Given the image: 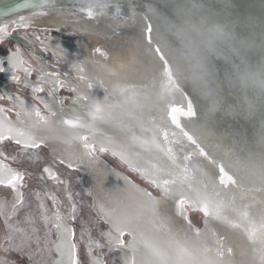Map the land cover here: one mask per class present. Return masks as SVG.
I'll return each mask as SVG.
<instances>
[{"label": "snow or ice", "instance_id": "obj_1", "mask_svg": "<svg viewBox=\"0 0 264 264\" xmlns=\"http://www.w3.org/2000/svg\"><path fill=\"white\" fill-rule=\"evenodd\" d=\"M52 2L3 4L0 17L22 9H42ZM109 7V0H83L79 11L94 19ZM115 8V18L121 19L119 4ZM38 16L47 13L20 15L11 24L27 31ZM9 26L0 23V43L10 35ZM171 30L184 42L182 58L189 65L188 73L154 35L152 24H146L140 38L145 54L158 65L150 86L119 78L108 64L100 67L114 79L89 77L83 61L71 63L76 73L73 82L69 73L61 72L55 64L47 65L50 71L37 67L44 63L43 58L19 47L0 59V72L10 71L11 80L22 86L20 90L30 89L32 96L29 104L20 94L0 95V101L12 102L11 107L0 106V264H83L82 247L89 257L87 264H107L104 249L123 252L122 264H234V250L218 226L243 237L250 246L253 264H264V195H254L264 194V151L258 158L254 154L241 158L213 143L206 129L197 127L198 110L184 87L190 76L205 97L208 113L223 108L218 92L209 86L210 66L190 37L196 33L200 41L211 43L227 29L223 24L202 29L185 19ZM34 38L40 42V50L57 63L66 58L61 45L51 47L39 35ZM94 52L105 61L109 59L102 48ZM249 80L264 93V68L258 74H243L238 82L247 84ZM96 88L103 89L102 99L92 94ZM61 90L73 94L71 115L63 114L68 98L59 95ZM10 113L15 114V120ZM53 124L66 130L67 135L59 137L62 142L82 146L80 155L57 157L55 162L72 170L85 163L95 168L101 155L110 153L157 195L129 181L135 194L129 200L114 199L101 183L102 196L93 198L89 205L94 215L88 227L80 225L77 238L79 207L70 190L64 188L63 198L43 190L28 193L29 173L24 165L39 160L36 150L46 143L34 130ZM5 142L15 146V154H5ZM259 143L264 148V128ZM43 173L62 187L66 184L51 166L43 167ZM88 195L92 197L91 191ZM166 201H172L173 215L183 221L182 233L173 230L164 214ZM257 205L261 207L254 212ZM190 210L202 214L203 229L193 225Z\"/></svg>", "mask_w": 264, "mask_h": 264}, {"label": "bare ground", "instance_id": "obj_2", "mask_svg": "<svg viewBox=\"0 0 264 264\" xmlns=\"http://www.w3.org/2000/svg\"><path fill=\"white\" fill-rule=\"evenodd\" d=\"M77 1L83 2V0H53L50 5L42 9H22L0 17V22L8 19L4 23L10 25L11 21L18 20L17 15L31 17L33 13L46 12L47 16L36 17L32 25L56 27V21H70L68 20L70 17L78 15L75 12L72 16L65 8L67 4L81 5ZM15 3H23V0H0V6ZM117 4L123 8L128 6L133 9H130L131 16L116 19L115 16H109L114 12L113 10H110L111 12L105 10L103 14H98L95 18L106 21L109 29L113 28L114 32L106 30L104 32L109 40H104L100 36L101 33L94 30L81 29L82 37L79 44L86 53H90L99 45H107L108 63L123 71H129L134 77H144L145 72L148 71L149 81L145 85L149 86L154 75L155 62L147 55L149 66L144 61H139V56L131 41V36H133L145 48L140 37L146 24H152L157 39H166L172 43L174 48L171 51L175 54L174 62L186 74L189 65L182 58L184 42L171 30V26L183 23L185 19L193 24L201 25L202 29L211 24L225 26L226 34L211 43L200 41L196 33L190 37V41L197 46L201 56L210 66L212 76L209 86L218 92L223 108L208 113L205 97L199 93V85L193 82L190 76L184 81V87L198 110L197 127L205 128L213 143L222 144L225 149H231L241 158L249 154H254L258 158L261 151H264L259 143V135L261 129L264 128V93L251 80L247 84L238 81L243 74H258L264 68V0H109L110 7H115ZM7 40L29 47L27 40L14 32H10L4 41ZM51 60L55 62V58ZM70 60L71 58L66 55L62 61L66 63ZM122 65L125 67L121 68ZM43 67L46 68L45 65ZM0 88L6 94H10L3 87L0 86ZM45 141V145L56 158L81 154V149L76 142L66 144L59 137L45 138ZM96 169L97 178L87 174L86 164L77 169L85 175L93 198L102 196L99 187L100 176L104 188L105 180H111L123 194H129V184L120 179L116 173L110 169H103L100 165H97ZM42 176H44L43 171ZM45 176L47 177V174ZM164 209V214L168 216L175 231L182 233L184 231L183 221L174 217L172 209L165 202ZM220 234L224 237L227 235L222 230ZM84 250L87 256V251L85 248ZM122 256L123 252H121L120 259ZM87 259L89 260L88 256Z\"/></svg>", "mask_w": 264, "mask_h": 264}, {"label": "rangeland", "instance_id": "obj_3", "mask_svg": "<svg viewBox=\"0 0 264 264\" xmlns=\"http://www.w3.org/2000/svg\"><path fill=\"white\" fill-rule=\"evenodd\" d=\"M77 2L81 3L80 1H77ZM65 8L68 10V12L71 15L75 12H76L75 14L78 13V15H76L75 17H70L68 19V20H70L68 22H70V24L75 28L91 29V30H94L98 33H103V34L106 31L107 32L113 31L112 27L109 29L106 21L103 22V21H101L99 19H95V18L89 19L86 16H84L82 13H80V11H79L80 4H78V5L67 4ZM120 9H121V12H120L121 18L131 16L130 13H132L131 10H133V9L129 8L128 6L123 8V7H121V5H120ZM110 10H113L114 12L111 13L112 15L109 14V16L110 17L115 16L116 8L115 7H109L108 11H110ZM106 12H107V10H106ZM19 16L20 15H17V17H19ZM31 30H34V27H31L27 31L30 32ZM39 30H40V32H45L44 30H41V29H39ZM12 31L14 33H18L19 31H24V29L18 28L16 26V27L12 28ZM46 32H51V34L57 36L61 40L70 39L71 41H74L76 36H77L76 32L70 33V35L62 34V33L56 32L55 30H47ZM46 32L43 34V36H40L41 40H43L44 37L47 35ZM160 41L162 44L167 46V48L170 50L171 54L173 55V58H175L174 57L175 54L171 51L174 48L172 46V43L166 39L160 40ZM15 44H18L21 47V49L23 50V52L29 53L27 50V47L15 42V41L7 40V41H3L2 43H0V59H1V57H3V59L6 58L12 49L15 50ZM5 67L6 68L8 67L7 64H5ZM155 67H158V65L155 64ZM85 69H86V74L89 77L97 76L96 73H94L93 67H92L90 62L87 61ZM100 71L102 72V74L108 73L105 69H102V68H100ZM21 75H23V73H21ZM100 77L104 78L105 80H110V79L115 78L111 75L100 76ZM0 78L3 81L9 82L8 84L5 85V88H4L6 92H9L10 94L18 93L27 99H32V97L30 96V93L28 92V89L20 90V89H22V86L17 85L15 82H13L11 80V76H6L5 72H0ZM119 78H121V77L119 76ZM31 79H33V80L35 79V74L31 77ZM73 82H75V80ZM0 91L4 95L6 94L1 88H0ZM92 94L96 95L97 98L102 99L103 98V89H100V88L93 89ZM59 95L61 97L68 98V99H66V105L69 106L71 104V97L73 95L72 93H70L67 90H61L59 92ZM8 102L9 101H0V103H3V104H8ZM9 115L12 116V115H14V113H10ZM78 143L79 142H76V145H78ZM5 148H6V153H5L6 155L9 153L15 154V146L13 144L5 142ZM36 151L38 152L40 159L33 161L31 164H25L24 165V167L27 168L28 173H29V177L27 180L28 193H31L32 191L43 190V191H47L49 193L56 194V195L63 198L66 194L64 191V188L66 187L68 190H70L73 193L74 201L77 203V205L79 207L78 215L80 218L76 222L77 238H79V236H80V225L83 224L85 227H88L87 222L90 219H92V217L94 215V212L91 211L89 208V205L92 203V199H93V196L90 198L88 195V193L91 191L89 183L86 180V177L83 176L79 172V170L68 169L64 165H61L58 162H55L56 157L53 156V154L51 153V151L47 147L42 146L41 149H38ZM100 161L102 163L112 167L128 183H129V181H131L132 183L139 185L140 188H147L149 191L153 192L154 195H157V192L155 189L148 186L136 173L131 172L125 165H123L121 163V161L119 160L118 157H113L110 153L102 154L100 157ZM13 166L16 167L17 164L13 163ZM45 166H51L54 170H58L60 178L62 180H64L66 182V184L62 187L61 185H59L57 183V181L49 180L45 176V173H43L44 176H42L43 167H45ZM205 167L211 171L210 165L205 164ZM101 179H102V177L100 176L99 184L102 183ZM130 186H131V184H130ZM105 187H106L105 189L107 190V192H111L112 197L114 199L129 200L135 194V189H133L132 186H131V189L129 191V194L125 195L121 191H119L116 187H114L112 185L111 181H108V180H105ZM2 193H3V190H0V194H2ZM254 195L257 198H260L263 194L255 193ZM47 203H48V206L51 207V202L48 201ZM165 203L168 207H170L172 209V201H166ZM258 206H256L255 208H257ZM33 207L35 208V204H33ZM258 210H259V208H258ZM188 216L192 220V223L195 227H199L201 229L204 228V220H203L201 213H199L195 210H190L188 212ZM174 217H176V216H174ZM176 218H179V217H176ZM171 226L173 227L172 223H171ZM173 230L175 231L174 227H173ZM217 230L219 232H220V230H222L224 232L228 231L227 229H225L222 226H218ZM225 237H226V243L229 246H231L234 250V255L232 257L234 264H241V263L253 264L250 246L248 245V242L243 237H241L240 235H238L236 233H231L230 236L226 235ZM128 239H130V237ZM230 239L232 241H234L235 244L233 242L231 243ZM243 250L245 252H243ZM120 255H121L120 251L109 252L107 249L103 250V258L107 261V264H122V260L120 259ZM80 256H81V260H82L83 264H87L88 259H87V256H86V253H85V250L83 247L80 250ZM12 258L16 259V260L20 259V258L15 257V256ZM45 258L47 259V257H45ZM36 259L39 260V259H41V257L37 256Z\"/></svg>", "mask_w": 264, "mask_h": 264}, {"label": "flooded vegetation", "instance_id": "obj_4", "mask_svg": "<svg viewBox=\"0 0 264 264\" xmlns=\"http://www.w3.org/2000/svg\"><path fill=\"white\" fill-rule=\"evenodd\" d=\"M8 20V19H7ZM7 20H3L0 23H4L7 22ZM56 27L53 26H42V27H38V26H34L32 25V27H34V30L29 31H19L17 34H19L20 36H22L25 40H27V42L29 43V47H27V50L30 54H32L34 57H42L44 60V63L42 64H37V67H41L43 68L45 71H50L52 69L48 68L47 65L48 64H55L56 68L59 69L61 72H68L69 73V77L74 81L76 79V73L71 69V63L74 62H78V61H83L84 62V66L86 67L87 61L91 63L92 67H93V71L94 73H96L97 76H108L110 75L109 73L106 74H102V72L100 71V64H108L110 67L114 68L117 72V74L125 80H135L138 83L141 84H146L149 81V76H148V71L145 72L144 77H134L132 73H130L129 71H123L122 69L118 68L117 66L108 63V61L103 60V58L98 54L94 52V49L90 52V53H86L82 47L79 44V41L81 40V29L79 28H75L73 27L68 21L65 20H58L56 21ZM16 27L15 24H10L9 26V32H13L12 28ZM55 30L56 32L62 33V34H67L70 35V33L76 32L77 36L75 38L74 41H71L70 39H66V40H61L60 38H58L57 36L51 34V32H46L47 35L44 37V41L45 42H49L51 47H55V45L59 44L62 46V48L64 49V52L66 53L67 56H69L71 58L70 61H60L59 63L56 62V60H54L55 62H53L51 59L53 57H51L50 55H47L45 53H43L40 49H41V44L39 41L35 40V36L39 35V36H43V34L45 32H40V30ZM95 33V32H94ZM96 34V33H95ZM100 35V34H98ZM104 40H109L108 36L101 33L100 35ZM131 41L133 43V46L139 56V61H144L145 63H149L148 61V57L146 56V54L144 53V48L143 46L137 41L136 38H133V36H131ZM19 47L21 48L18 44H15V48ZM97 48H102L103 50L108 52V46L107 45H99ZM13 51V49L9 52V54ZM1 59H3V57H1ZM97 61H99V63H97ZM144 62H142V64H144ZM43 65L46 66V68L43 67ZM145 65V64H144ZM149 66V64H148ZM5 75L6 76H11L12 73L10 71H5ZM81 87H83V85H81ZM28 92L30 93L31 96V90L28 89ZM18 94V93H15ZM0 95H4L1 91H0ZM96 97V95H94ZM32 97V96H31ZM25 98V97H24ZM27 102L29 104L32 103V99H27ZM0 106L2 107H11L12 106V102L9 101L8 104H3L0 103ZM70 106L71 104L65 108L64 111V115H71L72 113L70 112ZM12 120H15V114L14 115H10ZM52 126H55V128L58 130L56 133H54L51 130V127H40V128H36L34 131L36 133L37 136H40V138L42 139H50L51 137L55 136V137H63L65 135H67V132L65 129H63L60 125L57 124H53ZM45 147H47L46 145H44ZM78 146L81 149L82 152V146L80 145V143H78ZM48 148V147H47ZM49 149V148H48ZM86 164V167L88 169L87 174L89 175H93L94 177H97L96 171H97V166L95 168L89 167ZM100 165L103 169H110L113 173H116L120 179L124 180L125 182H127L124 178H122V176L120 174L117 173V171H115L112 167L102 163L100 161V163L98 164ZM82 174V171L80 172ZM85 176V175H83ZM111 181V180H108ZM112 185L114 187H116L113 182L111 181ZM128 183V182H127ZM129 184V183H128ZM130 186V184H129ZM106 188V187H105ZM104 188V189H105ZM117 188V187H116ZM118 189V188H117ZM131 189V186H130ZM119 190V189H118ZM105 191H107L105 189ZM120 191V190H119ZM260 208V205H259ZM253 211L256 212L258 211V207L257 208H253ZM176 218V217H175ZM178 219V218H177ZM227 235L230 236L231 233H233L232 231H226ZM230 242L234 243V241H232L230 239ZM235 244V243H234Z\"/></svg>", "mask_w": 264, "mask_h": 264}, {"label": "water", "instance_id": "obj_5", "mask_svg": "<svg viewBox=\"0 0 264 264\" xmlns=\"http://www.w3.org/2000/svg\"><path fill=\"white\" fill-rule=\"evenodd\" d=\"M9 82H4L1 78H0V86L5 88V85L8 84Z\"/></svg>", "mask_w": 264, "mask_h": 264}, {"label": "clouds", "instance_id": "obj_6", "mask_svg": "<svg viewBox=\"0 0 264 264\" xmlns=\"http://www.w3.org/2000/svg\"><path fill=\"white\" fill-rule=\"evenodd\" d=\"M51 130L56 133L58 130L55 128V126H51Z\"/></svg>", "mask_w": 264, "mask_h": 264}]
</instances>
